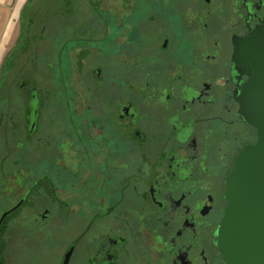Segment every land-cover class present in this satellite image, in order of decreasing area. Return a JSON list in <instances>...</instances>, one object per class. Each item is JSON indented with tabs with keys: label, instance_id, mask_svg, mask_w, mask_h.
Here are the masks:
<instances>
[{
	"label": "flooded vegetation",
	"instance_id": "af4514ba",
	"mask_svg": "<svg viewBox=\"0 0 264 264\" xmlns=\"http://www.w3.org/2000/svg\"><path fill=\"white\" fill-rule=\"evenodd\" d=\"M25 21L0 89V264H226L225 180L258 138L236 50L264 0H33Z\"/></svg>",
	"mask_w": 264,
	"mask_h": 264
},
{
	"label": "water",
	"instance_id": "95a60500",
	"mask_svg": "<svg viewBox=\"0 0 264 264\" xmlns=\"http://www.w3.org/2000/svg\"><path fill=\"white\" fill-rule=\"evenodd\" d=\"M236 64L248 76L242 115L257 127L258 138L227 174L217 246L226 264H264V23L238 45Z\"/></svg>",
	"mask_w": 264,
	"mask_h": 264
},
{
	"label": "crops",
	"instance_id": "0c3cea01",
	"mask_svg": "<svg viewBox=\"0 0 264 264\" xmlns=\"http://www.w3.org/2000/svg\"><path fill=\"white\" fill-rule=\"evenodd\" d=\"M28 2L29 0H0V72L6 54L19 37L23 9Z\"/></svg>",
	"mask_w": 264,
	"mask_h": 264
},
{
	"label": "trees",
	"instance_id": "16d2710c",
	"mask_svg": "<svg viewBox=\"0 0 264 264\" xmlns=\"http://www.w3.org/2000/svg\"><path fill=\"white\" fill-rule=\"evenodd\" d=\"M32 1L33 0H29L28 4L24 7L23 13H22V17L26 18V15L28 14V10L30 8V5H31ZM25 23H26V21H23V20L21 21V33H20V35H22V32H23L24 27H25ZM0 73L2 75V73H3V65H2V70H1Z\"/></svg>",
	"mask_w": 264,
	"mask_h": 264
},
{
	"label": "rangeland",
	"instance_id": "374dc122",
	"mask_svg": "<svg viewBox=\"0 0 264 264\" xmlns=\"http://www.w3.org/2000/svg\"><path fill=\"white\" fill-rule=\"evenodd\" d=\"M22 20L25 21L26 18L22 17ZM1 83H2V78L0 79V89H1ZM0 95H1V93H0ZM0 97H1V96H0ZM2 109H3V102H2V99H0V112L2 111ZM0 172H1V171H0ZM0 204H1V202H0ZM2 206H3V205H2Z\"/></svg>",
	"mask_w": 264,
	"mask_h": 264
}]
</instances>
